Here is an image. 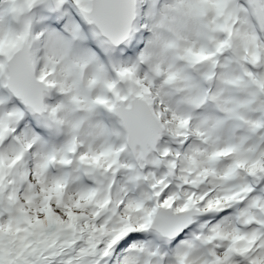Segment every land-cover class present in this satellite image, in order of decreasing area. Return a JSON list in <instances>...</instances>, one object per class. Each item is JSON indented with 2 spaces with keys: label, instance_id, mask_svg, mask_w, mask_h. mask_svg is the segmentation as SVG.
<instances>
[{
  "label": "snow or ice",
  "instance_id": "1",
  "mask_svg": "<svg viewBox=\"0 0 264 264\" xmlns=\"http://www.w3.org/2000/svg\"><path fill=\"white\" fill-rule=\"evenodd\" d=\"M209 3L164 71L152 0H33L23 48L0 49V264H264V0ZM77 45L111 73L95 98L62 74Z\"/></svg>",
  "mask_w": 264,
  "mask_h": 264
},
{
  "label": "rangeland",
  "instance_id": "2",
  "mask_svg": "<svg viewBox=\"0 0 264 264\" xmlns=\"http://www.w3.org/2000/svg\"><path fill=\"white\" fill-rule=\"evenodd\" d=\"M0 167H3V165H0Z\"/></svg>",
  "mask_w": 264,
  "mask_h": 264
}]
</instances>
